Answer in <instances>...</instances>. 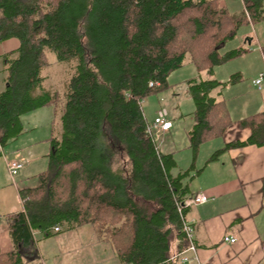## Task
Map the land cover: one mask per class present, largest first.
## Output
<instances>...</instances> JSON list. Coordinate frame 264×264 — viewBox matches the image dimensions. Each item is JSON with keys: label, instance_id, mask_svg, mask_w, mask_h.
Here are the masks:
<instances>
[{"label": "trees", "instance_id": "obj_1", "mask_svg": "<svg viewBox=\"0 0 264 264\" xmlns=\"http://www.w3.org/2000/svg\"><path fill=\"white\" fill-rule=\"evenodd\" d=\"M243 3V13L233 18L216 0H0V42L19 41L1 56L0 154L24 132V114L53 107L57 115L39 183L19 189L22 210L6 216L13 248L0 254V264L35 259L33 231L48 236L55 227L84 224L121 264H178L176 255L187 245L178 203L202 169H194L198 148L233 122L211 92L242 79L236 73L216 80L213 69L249 51L222 50L241 24L264 20V0ZM47 50L57 61L78 58L63 98L42 91ZM187 56L206 68L207 77L187 80L194 103L187 132L193 161L173 175V154L156 148L147 134L141 101L167 88L168 75ZM235 122L249 127L250 137L226 143L206 162L231 147L264 146V110Z\"/></svg>", "mask_w": 264, "mask_h": 264}, {"label": "crops", "instance_id": "obj_2", "mask_svg": "<svg viewBox=\"0 0 264 264\" xmlns=\"http://www.w3.org/2000/svg\"><path fill=\"white\" fill-rule=\"evenodd\" d=\"M245 41L252 44L253 39L247 38ZM260 45L257 46L262 53ZM18 46L19 41L15 38L0 42V89L3 87L2 79L5 76L1 56L16 50ZM215 79L224 82L229 78ZM256 79H253L252 87L258 91L264 90V79L261 80L260 87L254 83ZM234 85L238 84H226L211 92L217 100H223V108L233 122L225 129L223 135L218 137L220 142L215 146L211 145L209 150L212 152H208L209 155L205 159H198V151L194 161L192 155L194 169H202L188 181V195L203 192L210 199L205 203L193 205L186 214L188 219L193 220L194 242L199 259L198 262L192 260L188 264H264V146L246 144L231 147L222 152L216 160L206 162L215 150L226 143L246 141L250 137L251 129L240 127L235 121L264 110V92L252 98H245L240 92H232L226 96L224 90ZM51 115L52 120L56 119L53 107ZM173 158L176 162V167L171 170L173 175L188 169L192 163L191 161L186 168L177 169L178 163L174 154ZM191 173L193 174V170ZM20 210L22 203L19 210L9 213ZM9 213L4 215V221H1L0 215V254L13 248L6 223ZM225 235L234 236L237 241L224 242L222 238ZM33 239L37 257L26 264H121L111 247L97 239L93 227L89 224L70 229L62 227L59 232L52 230L48 236L33 231ZM178 243L176 239L172 242L173 250Z\"/></svg>", "mask_w": 264, "mask_h": 264}, {"label": "rangeland", "instance_id": "obj_3", "mask_svg": "<svg viewBox=\"0 0 264 264\" xmlns=\"http://www.w3.org/2000/svg\"><path fill=\"white\" fill-rule=\"evenodd\" d=\"M220 6H225L231 17H238L243 13V0H216ZM252 38V44L245 40ZM259 40V41H258ZM258 44L264 46V20L255 23H243L239 26L236 36L228 41L222 50L245 46L249 49L243 55L231 59L221 65L214 67L213 76L218 79L229 78L232 74H241L242 79L224 90L228 96L235 92L244 94L245 98H252L261 94L252 87V81L261 77L264 79V55L258 49ZM260 45V47H261ZM49 64L41 70L44 77L42 82V91L50 95L58 94L63 98L68 89V82L71 75L76 71L78 58H71L66 61H57L55 54L46 51ZM207 77L206 68L199 69L196 64L189 60V56L183 62V65L173 70L167 77L169 86L158 92H153L141 101V108L147 123H151L160 107L167 109L172 127L168 132L153 130L152 137L157 147L162 152H173L178 163L177 169L186 168L192 161V151L188 141V130L192 127L193 116L190 114L194 109V103L191 97L186 94L187 80ZM264 87V84H262ZM40 90H34L39 93ZM228 102V101H227ZM59 106V105H58ZM51 107H44L29 112L22 116V123L26 131L16 140L7 142L2 146L0 154V215L1 221H4V215L11 211L21 208L18 190L35 186L38 184V173L46 168L47 154L50 151L48 137L51 134ZM55 120V118H54ZM57 121V116H56ZM55 131L60 128L58 122H55ZM220 142L219 138H212L203 142L199 146L198 159H205L212 150H209ZM212 145V146H211ZM209 152V154H207ZM18 161L23 163V168L14 178L11 179L7 162ZM120 158L114 167L120 164ZM195 182V181H194ZM90 225V224H89ZM91 226V225H90Z\"/></svg>", "mask_w": 264, "mask_h": 264}, {"label": "built area", "instance_id": "obj_4", "mask_svg": "<svg viewBox=\"0 0 264 264\" xmlns=\"http://www.w3.org/2000/svg\"><path fill=\"white\" fill-rule=\"evenodd\" d=\"M261 80L262 78L259 77L254 81V83L258 87H260ZM168 116H169L168 111L165 108L160 107L157 110L156 116L153 119V121L151 123H147L146 121L147 134L152 137L153 130H160L162 132H166L170 130L172 127V122ZM6 165H7L8 173L14 182V178L19 173V171L23 168V163L18 162V161H11V162H7ZM209 199L210 197L207 194L203 192H198L193 195H189L185 197L182 201L178 203V211L180 212L182 216L181 217L182 218V231L185 235V238L187 239L186 247L176 255V257L179 259L178 264H188L192 260L197 261V262L199 261L198 255H197V247L194 242L193 220L188 219L186 215L182 214V208L183 207L190 208L193 205L205 203ZM53 231L55 232L59 231V227H55ZM222 239L224 242H228V243H235L237 241L236 237L230 236V235H225L223 236Z\"/></svg>", "mask_w": 264, "mask_h": 264}, {"label": "bare ground", "instance_id": "obj_5", "mask_svg": "<svg viewBox=\"0 0 264 264\" xmlns=\"http://www.w3.org/2000/svg\"><path fill=\"white\" fill-rule=\"evenodd\" d=\"M167 110V109H166ZM153 138V137H152ZM155 143V142H154ZM156 145V144H155ZM156 148H158V147H156Z\"/></svg>", "mask_w": 264, "mask_h": 264}]
</instances>
